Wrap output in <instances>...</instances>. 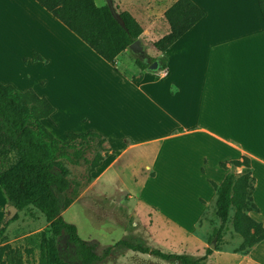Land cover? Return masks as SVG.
<instances>
[{
	"label": "crops",
	"instance_id": "0c3cea01",
	"mask_svg": "<svg viewBox=\"0 0 264 264\" xmlns=\"http://www.w3.org/2000/svg\"><path fill=\"white\" fill-rule=\"evenodd\" d=\"M174 1L112 0L140 25L145 52H157L156 72L136 66L131 51L109 64L34 0H0V83L45 98L53 113L43 123L56 138L93 131L105 140L90 190L109 172L120 179L150 247L175 254L189 245L202 256L211 182L242 173L233 161L243 157L254 179L250 216L264 227V23L257 0H191L203 18L159 52L153 43L168 34ZM3 202L0 193V221ZM139 255L148 254L126 251L112 264ZM212 262L264 264V240L246 253L212 250Z\"/></svg>",
	"mask_w": 264,
	"mask_h": 264
},
{
	"label": "trees",
	"instance_id": "16d2710c",
	"mask_svg": "<svg viewBox=\"0 0 264 264\" xmlns=\"http://www.w3.org/2000/svg\"><path fill=\"white\" fill-rule=\"evenodd\" d=\"M34 1L113 66L116 57L129 51V45L142 33L140 25L129 13L115 9L124 22L123 28L107 5L98 7L94 0ZM257 3L264 23V0H257ZM203 16L204 12L191 0H175L164 12L169 32L153 43L154 48L164 52ZM35 59L41 60L38 56ZM133 59L142 70H147L155 61L148 56L147 62L134 56ZM163 68L164 65L159 66L156 72ZM52 113V105L32 90L22 91L0 83V189L8 206L18 211L32 206L43 214L51 234V264H103L110 257L121 256L126 251L148 254L172 264H206L212 253L209 248L202 256L170 254L150 247L140 238L119 240L100 255L96 254L97 245L84 241L76 227L63 219L62 212L80 190L89 186L91 174L109 151L104 146L105 140L93 131L70 133L67 141L56 138L43 123ZM65 163L82 167L83 172L76 179H70ZM233 163L244 166L242 173L227 175L218 185L211 182L216 193L215 215L220 222L212 243L220 241L233 211L232 229L241 239L236 251L246 253L264 240V227L250 216L257 208L252 199L254 179L249 160L243 157ZM16 219L15 216L12 221ZM3 232L4 228L0 229V239ZM60 239L65 240L63 248L58 247ZM30 252L25 250L27 254ZM21 254L20 248L0 242V264Z\"/></svg>",
	"mask_w": 264,
	"mask_h": 264
},
{
	"label": "rangeland",
	"instance_id": "374dc122",
	"mask_svg": "<svg viewBox=\"0 0 264 264\" xmlns=\"http://www.w3.org/2000/svg\"><path fill=\"white\" fill-rule=\"evenodd\" d=\"M94 1L97 5L101 4L100 2L103 0ZM104 1L105 5H107L106 0ZM145 53L153 59L157 55V52L150 48H146ZM64 166L68 170V177L70 179H76L83 172L82 167L67 163ZM119 180L112 172L107 173V175L98 180V184L92 190H90V185L80 190L79 195L62 212L63 219L76 227L78 235L84 241L94 242L97 245L95 252L98 255L106 247L122 239H146L145 243L151 246L148 237L139 229L137 224L138 218L132 211V203L128 202L127 194L120 192L116 187ZM0 193L3 201H5L2 206L3 217L0 221L1 227L5 217L9 213L10 206L6 203L1 189ZM210 209L201 220L197 229V234L207 240L206 248H209V245L212 244L214 233L220 224L219 219L215 215V211L211 207ZM15 216L17 219L9 222L4 227L0 242L1 245L20 248L23 254L17 258L7 259L6 264H51L49 253L51 234L49 225L45 221L43 214L32 206H28L18 211ZM232 217L233 211L229 214L226 229L220 241L214 243V249L211 250L236 251L238 249L241 241L232 230ZM144 221L146 222V217H144ZM64 246L65 240L60 239L58 241V247L63 248ZM155 247L162 252L168 253L164 249L169 250V248L164 245ZM25 250L31 252L27 254ZM173 252L175 254L197 256L195 247H189V245L187 247L175 248ZM137 257L139 258H126L124 264H129L131 261L138 262V264H172L153 256L139 255ZM118 258L119 256H112L103 264H112ZM211 264H214V262Z\"/></svg>",
	"mask_w": 264,
	"mask_h": 264
},
{
	"label": "water",
	"instance_id": "95a60500",
	"mask_svg": "<svg viewBox=\"0 0 264 264\" xmlns=\"http://www.w3.org/2000/svg\"><path fill=\"white\" fill-rule=\"evenodd\" d=\"M107 6L109 10L111 11L113 17L118 21V23L121 25V27H125L123 20L120 18L119 14L115 11V8L113 6L112 0H106ZM129 51L132 52V54L139 59L140 61H146L147 56L145 53V49L141 44V41L139 39L135 40L132 44L129 45ZM159 67V64L157 61H153L149 66L148 69L151 71H156ZM18 210L12 206L9 207V213L5 217L3 221V225H1L0 229L4 228L12 219L15 217ZM210 249H214V243L209 245Z\"/></svg>",
	"mask_w": 264,
	"mask_h": 264
},
{
	"label": "flooded vegetation",
	"instance_id": "af4514ba",
	"mask_svg": "<svg viewBox=\"0 0 264 264\" xmlns=\"http://www.w3.org/2000/svg\"><path fill=\"white\" fill-rule=\"evenodd\" d=\"M151 64V63H150Z\"/></svg>",
	"mask_w": 264,
	"mask_h": 264
}]
</instances>
